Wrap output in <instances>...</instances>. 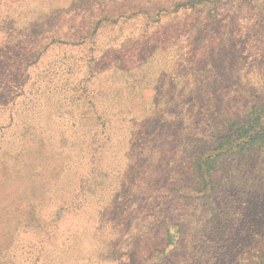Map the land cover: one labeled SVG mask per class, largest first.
<instances>
[{
  "label": "rangeland",
  "instance_id": "374dc122",
  "mask_svg": "<svg viewBox=\"0 0 264 264\" xmlns=\"http://www.w3.org/2000/svg\"><path fill=\"white\" fill-rule=\"evenodd\" d=\"M41 1L21 3L16 13L20 19L8 25L15 41L0 47V264H137L127 258L131 226L114 215L106 200L116 180L109 175L94 192L88 189L94 180L88 176L86 157L111 143L114 160L104 158L99 165L114 167L115 178L126 179L124 171H141L144 160L147 171L155 161L159 170L168 166L165 172L187 156L185 139L164 128L172 117L156 99L163 112L153 115L160 136L155 145L167 141L162 151L133 157V164L129 146L137 145L136 129L144 115L118 113L120 104L111 105L110 95L116 92L122 103L134 73L142 83L152 84L143 95L169 98L175 91L197 90L189 82L197 78L203 58L209 67L202 72L204 93L221 94V113L236 111L240 102L224 93L241 87V75L264 78V0L204 3L197 18L189 19L191 33H183L174 20L179 0H63L50 10ZM137 10L145 12L130 14ZM183 78L184 84L174 85ZM97 89L98 104L114 114L112 119L95 122L87 113ZM138 103L139 109H131L139 111ZM183 107L191 108L187 101ZM164 131L171 135H161ZM42 138L51 141V153ZM117 141L122 142L116 146ZM62 161L70 166L63 167ZM252 165L264 166V158L256 154ZM139 176L150 180L156 174ZM260 176L257 184L249 183L254 194L264 181ZM236 177L240 189L243 177Z\"/></svg>",
  "mask_w": 264,
  "mask_h": 264
},
{
  "label": "trees",
  "instance_id": "16d2710c",
  "mask_svg": "<svg viewBox=\"0 0 264 264\" xmlns=\"http://www.w3.org/2000/svg\"><path fill=\"white\" fill-rule=\"evenodd\" d=\"M210 1L214 3L215 0H179L175 3L174 20L182 26L180 30L183 33L185 29L192 32L189 19L194 21L197 18L196 13L202 9L204 3ZM23 2L25 0H0V47L15 41L14 36L10 35L8 25L14 18L20 19V13H16ZM61 2L63 0H42L41 6L45 10L57 9ZM163 10L171 13L167 9ZM141 12L145 10L130 14L137 15ZM206 68L209 67L202 58L197 78L189 82L196 83L194 87L197 90L189 93L175 91L169 98L162 97V94L143 95L141 92L152 84L149 81L142 83L139 75L134 73L131 91L123 95L122 103L118 102L116 92L109 98L111 105L120 104L118 113L125 110L127 114L144 115L141 122H138L135 136V140H138L136 144L139 146L140 142L141 145L129 146V152L134 153L131 155L133 164V157L138 155L140 159L142 152L155 154L162 151L163 147L160 146L167 141L161 139L155 145V139H160V136L157 134L158 128L153 127L156 122L153 115L163 112L158 107L161 100L160 104L165 106V110L169 108L167 114L172 117L164 128H171L178 134L179 139H185L187 156L181 159L179 165L163 172L168 166L159 170V164L152 161L147 171V160H144L139 163L141 171L136 170L134 176L124 171L122 175L126 179L120 176L118 179L117 176L115 178L116 172L113 174L114 167L104 169L99 165L104 158L111 157L114 160L111 154L114 145L108 143L92 153L91 158L86 157V165H89L88 176L93 175L91 178L94 180L91 182L94 185L90 184L88 189L92 188L94 192L97 185L104 183L103 178L109 175L116 180L110 185L106 200H109L107 202L112 206L114 215L124 218L128 226H131V229L128 228L132 233L126 245L127 258L137 264H171L172 259L178 261V264H264V181L258 185L255 194L252 192L253 186L250 185L251 182L257 184V175H261L259 180L264 179V166L255 168L252 165L256 154L264 158V78L241 75L238 79V86L241 87L224 93L225 98L234 97L236 103L240 102L239 106L236 111L221 113V94L212 91L204 93L206 79L202 72ZM118 70L120 69H115L116 72ZM128 74L124 72V75ZM181 75L179 76H184ZM209 79L211 83H216L214 77ZM184 83V78L174 81L175 86ZM249 91L253 93L249 94ZM99 94L97 89L91 95L92 107L91 110H86L89 116L94 117L95 122L100 117L106 121L114 116L108 115L106 109L98 104ZM138 101H141V111L136 110L140 108ZM186 101L190 109L183 107ZM40 103L37 104L41 106ZM231 103L233 104L232 101ZM223 104L228 105L226 102ZM128 105L130 106L126 109ZM134 105L136 109L132 110L131 106ZM178 105L183 108H178ZM184 110L190 111L185 113ZM161 135L171 134L164 131ZM46 138L52 139V135H47ZM119 142L122 141H117L115 145L118 146ZM43 143L51 153V141L43 139ZM62 162L63 167L70 166L68 161ZM149 171L156 176H151L150 180L139 176L150 173ZM237 174L243 177L240 189L236 186ZM96 178H100V181H95ZM79 185H82V178ZM136 194L141 199H137ZM239 198L242 200L238 201ZM134 224L140 228L134 230Z\"/></svg>",
  "mask_w": 264,
  "mask_h": 264
}]
</instances>
